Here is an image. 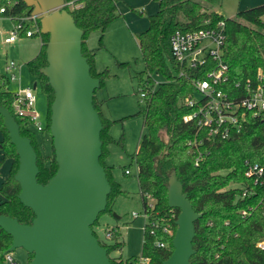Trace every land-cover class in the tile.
<instances>
[{"label": "trees", "instance_id": "1", "mask_svg": "<svg viewBox=\"0 0 264 264\" xmlns=\"http://www.w3.org/2000/svg\"><path fill=\"white\" fill-rule=\"evenodd\" d=\"M118 1L84 0L81 6L68 9L75 24L83 32L82 54L89 64L91 76L99 80L98 89L112 76L108 67L103 70L96 68L95 54L98 49L104 48L102 39L107 26L121 16ZM154 1L158 9L148 16V27L134 33L144 63V69L135 74L136 93L144 102L137 112L142 116L144 132L132 155L137 166L136 178L146 218L140 256L147 257L148 264H162L173 250L172 238L179 209L168 205L167 183L169 174L174 170L194 211L200 214L194 222V253L190 257V264H264V249L256 246L258 241L264 240V222L260 211L255 209L247 217H242L240 213L247 205L257 204V200L248 197L243 199L239 187H229L246 182V160L264 164V118L248 116L241 130L231 137L195 145L192 141L199 137L196 125L183 121L182 117L189 111L183 105V100L192 93V79L199 75L188 70L179 75L182 68L173 59L170 50V37L175 30H193L224 19L226 40L223 58L228 64L229 81L253 78L258 67L264 68V2L238 10L232 18H225L204 5L218 0ZM1 8L3 12L0 15L12 17L28 15L32 10L23 0H0ZM92 31H99L100 36L98 47L89 49L86 39ZM35 35L40 37L41 47L34 57L25 62V66L38 81V87L45 97L46 115L42 130L49 133L54 92L40 71L47 64L45 48L48 35L40 31ZM116 65L126 68L130 62L116 61ZM155 74L161 77L156 85ZM9 83L8 76L0 72V106L12 114L19 125L20 134L30 139L36 152L37 181L45 184L57 170L53 146L51 155L43 154L36 139V130L29 126L26 118L18 116L13 108L14 91L8 89ZM98 89L94 91L93 105L102 122L99 161L110 184L106 207L100 216L112 215L115 199L124 195L125 191L114 180L111 167L106 162L108 146L112 143L123 146V137L116 140L111 136L109 130L115 121L102 114L101 102L96 97ZM141 92L145 95L140 96ZM0 131L3 135L0 141V166L6 159H11L8 175L0 184V195L3 197L0 200V214L30 224L34 213L18 199L20 187L14 179L18 156L1 115ZM197 157L199 160L196 164ZM98 218L92 229L98 223ZM158 221L169 223L171 233L153 226L152 223ZM93 233L98 238L94 229ZM107 233L109 237L106 241L98 240L107 249L111 264H131V260L137 256L126 259L110 256L111 252L123 247L119 239V226L107 227ZM11 241L12 237L0 227V264L5 260ZM157 241L163 242L164 246L158 247ZM32 257L33 254L28 253L26 264Z\"/></svg>", "mask_w": 264, "mask_h": 264}, {"label": "water", "instance_id": "2", "mask_svg": "<svg viewBox=\"0 0 264 264\" xmlns=\"http://www.w3.org/2000/svg\"><path fill=\"white\" fill-rule=\"evenodd\" d=\"M23 1L38 15L40 33L48 35L47 64L40 71L54 92L49 133L57 170L45 184L37 181L31 141L20 134L12 114L0 106L3 125L18 156L14 174L20 187L18 199L34 213L30 224L0 214V227L12 237L6 252L23 248L33 254L29 264H111L107 249L92 229L106 207L110 184L99 161L102 122L93 105L99 80L91 76L82 54L83 32L62 7L64 0ZM167 202L179 213L173 250L162 264H190L194 222L200 214L194 211L174 170L167 183Z\"/></svg>", "mask_w": 264, "mask_h": 264}, {"label": "built area", "instance_id": "3", "mask_svg": "<svg viewBox=\"0 0 264 264\" xmlns=\"http://www.w3.org/2000/svg\"><path fill=\"white\" fill-rule=\"evenodd\" d=\"M83 2L64 0L62 7L74 9ZM0 12H3V8ZM38 20V15L32 12L18 17L0 15V39L3 43L11 44L32 37L40 31ZM1 21L7 23L6 28ZM225 40L224 19L193 30L177 29L170 37L171 55L182 68L179 75H183L186 70L199 75L192 79V93L183 100V105L189 111L182 117L183 121L196 125L199 137L192 141L195 145L231 137L241 130L248 116L264 118V68L258 67L253 78L230 82L228 64L223 58ZM20 67L13 59L6 61L4 72L10 81L16 78L14 70ZM156 84L157 81H154ZM144 95V92L140 93V96ZM13 108L18 116L27 119L34 130L43 129L40 114L36 110V84L18 87L14 91ZM198 160L199 157L196 158V164ZM245 166L246 182L235 186L241 189V198H254L257 204L247 205L240 213L242 217H247L259 209L264 222V164L246 160ZM125 174H129V169H125ZM132 216L136 217L137 213L133 212ZM152 224L163 232L171 233L169 223L158 221ZM106 236L109 237V233ZM156 245L163 247L164 243L157 241ZM256 246L264 249V240L258 241ZM5 260L10 264H18L11 253L6 254ZM131 264H148V258L137 256L131 260Z\"/></svg>", "mask_w": 264, "mask_h": 264}, {"label": "rangeland", "instance_id": "4", "mask_svg": "<svg viewBox=\"0 0 264 264\" xmlns=\"http://www.w3.org/2000/svg\"><path fill=\"white\" fill-rule=\"evenodd\" d=\"M152 2V0H150ZM146 2V1H145ZM264 0H218L215 3H204L208 10L216 11L225 18H232L236 12L241 9L253 7L263 3ZM153 3V2H152ZM136 17L146 18L147 14L139 13L135 10ZM145 20V19H144ZM142 24V20L138 22ZM6 28L7 23L1 21ZM97 38L95 40V37ZM99 31H92L89 38L93 39L92 44L98 47ZM38 42L39 38L27 39ZM26 40H24L25 42ZM102 42L104 48H101L98 69L102 70L103 64L109 60L108 66L112 76L105 80L103 86L96 91V97L101 102V112L109 120L115 121L110 127L111 136L118 140L123 137V146L112 143L108 146L109 154L106 158L107 164L111 167L113 178L118 182L125 194L117 198L114 202L111 214H101L98 223L93 227L98 239L107 240L105 229L109 226L118 225L120 231V240L123 247L110 253V256H120L123 259L140 256L143 237V226L146 218L143 214V206L137 183V166L132 159L135 153L141 135L144 132L143 119L137 114L139 108L144 104L142 99L137 95V78L135 74L144 69V63L141 58L139 46L133 38L128 24L124 17H120L111 22L103 34ZM99 50V49H98ZM97 50V51H98ZM26 47L15 44L6 46L0 43V72L3 73L6 60L13 59L15 62L25 63L28 60L29 53ZM116 61H128L130 66L126 68L118 67ZM24 85L29 82L24 69ZM155 81L161 80L159 75L153 76ZM18 78L9 83L11 91L18 89ZM36 96L41 100L42 108L36 110L40 114V121L44 126L46 115V101L39 87ZM122 119V120H121ZM36 139L41 145L43 154H52V140L46 131H36ZM11 160V159H10ZM9 168V161L6 159L0 169L3 174ZM125 169L130 170V174L124 173ZM235 186L231 184L229 187ZM136 212L137 216L133 217L132 213ZM115 213L118 217H114ZM14 262L26 264L28 253L21 247L10 252ZM1 264H10L4 260Z\"/></svg>", "mask_w": 264, "mask_h": 264}, {"label": "crops", "instance_id": "5", "mask_svg": "<svg viewBox=\"0 0 264 264\" xmlns=\"http://www.w3.org/2000/svg\"><path fill=\"white\" fill-rule=\"evenodd\" d=\"M152 2L150 0H119L118 1L117 7H118V10L121 14L120 17H124L126 23L128 24V28L130 29V32H131L133 38H135L134 37L135 32L143 31L148 27V24H149L148 16L156 13V11L158 9V4L154 0H152ZM135 10L138 11L139 13L147 14V17L146 18L144 17L143 19L140 17H136ZM120 17H118V18H120ZM118 18H116V19H118ZM140 20H142L141 25L138 23ZM33 38H39L38 42L35 43V41L27 40V39L31 40ZM96 38H97V35L95 37V40H96ZM24 40H26V41L24 42ZM92 41H93V39H90L89 37L86 39V45L89 49L95 48V46L92 44ZM0 43L2 45H6L8 47L13 46L15 44H19V46L26 47L27 50H32V52H30L28 55V57H29L28 60L31 59L32 57H34L38 53V51L41 47V39L37 35H34L32 37H28V38H22V39L14 42V43H11V44L3 43L2 40L0 39ZM101 50H103V49L100 48L95 54V65H96L97 69H98V64H99V58L101 55ZM108 63H109V60L107 59L105 64H103V66H102L103 67L102 70L106 67L109 68ZM19 64L21 65V67L14 70V72L16 73L15 79L18 78V82H17L18 87H25V86H30V85L32 86L33 84H36V91H37L38 81L28 73L26 66H25V63L19 62ZM24 69L26 70V73H25L26 77L29 78V82L26 85H24V79H25V75L23 72ZM3 73H5V72L3 71ZM8 89L10 90L9 87H8ZM36 105L38 106V109L43 107L41 100L38 99L37 96H36ZM2 138H3V135H2V132L0 131V141L2 140ZM8 161H9V168H10L11 160L8 159ZM1 166H0V169H1ZM9 168L3 174L0 172V184L8 175ZM129 174H130V170H129ZM129 174H126V175H129ZM119 197H117V198H119ZM117 198H116V200H117ZM2 199H3V197L0 195V200H2Z\"/></svg>", "mask_w": 264, "mask_h": 264}]
</instances>
